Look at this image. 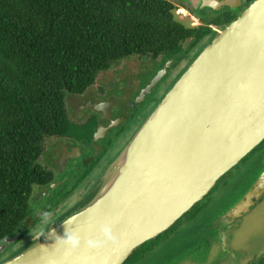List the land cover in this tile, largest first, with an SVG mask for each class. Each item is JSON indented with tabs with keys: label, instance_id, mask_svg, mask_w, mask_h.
Here are the masks:
<instances>
[{
	"label": "water",
	"instance_id": "obj_1",
	"mask_svg": "<svg viewBox=\"0 0 264 264\" xmlns=\"http://www.w3.org/2000/svg\"><path fill=\"white\" fill-rule=\"evenodd\" d=\"M203 2V7L217 11L242 6V0ZM172 63L157 73L137 103L152 94ZM66 101L81 104L75 96ZM87 106L106 111L108 104L90 101ZM263 143L264 0H254L215 31L81 205L49 225L52 231L47 238L31 239L0 264H126L140 247L166 234L204 201ZM69 155L66 148L58 172L67 168ZM262 170L250 189L210 222L221 237L226 238L225 228L247 215L264 196V163ZM106 226L111 240L102 234ZM66 230L81 238L77 249L57 243ZM89 239L103 244L91 248ZM4 251L5 246L0 247V255Z\"/></svg>",
	"mask_w": 264,
	"mask_h": 264
},
{
	"label": "trees",
	"instance_id": "obj_2",
	"mask_svg": "<svg viewBox=\"0 0 264 264\" xmlns=\"http://www.w3.org/2000/svg\"><path fill=\"white\" fill-rule=\"evenodd\" d=\"M177 11L171 0H0V239L29 240L38 219L31 203L34 189L57 181L56 173L39 163L45 139L84 133L69 117V95L84 93L98 73L122 60L180 61L212 39V23L188 25ZM85 179V172L72 176L60 200ZM212 204H198L183 218V234L199 233ZM4 259L0 256V262Z\"/></svg>",
	"mask_w": 264,
	"mask_h": 264
},
{
	"label": "rangeland",
	"instance_id": "obj_3",
	"mask_svg": "<svg viewBox=\"0 0 264 264\" xmlns=\"http://www.w3.org/2000/svg\"><path fill=\"white\" fill-rule=\"evenodd\" d=\"M171 1L178 7V18L188 25L200 26L204 22L208 23L202 17L195 14L200 0ZM157 66L156 60L151 57H130L119 62L111 71L98 73L96 76V84L111 82L116 79L129 81L132 77L136 79V75L140 72L144 76L143 78L146 79ZM68 114L75 126L85 129L83 125L86 118L85 115L78 114L69 108ZM91 137L92 133L90 134ZM56 138L47 137L45 139L43 143L45 153L39 161L43 167L51 169L55 173L58 167V157H52V155L54 144H57ZM57 148L60 151V147L57 146ZM117 157L118 155L114 157L113 161ZM263 159L264 143L249 154L237 167L231 170L225 176L226 178H223L224 180L222 179L204 201L201 202L202 204H213L205 212L207 215L201 220L200 225L206 226L209 224L211 227V221L213 222L216 217L224 213L226 209L241 198V195L250 189L254 181L261 174V171H263ZM71 166L76 165L71 163L66 172H58L56 174V182L60 183L58 186L35 187L31 201L34 218H37L45 208H54L56 206L52 211L54 212V221L58 219L57 217H61L73 208H78L87 193L90 192L103 175L99 179L95 177V180H98L87 193L86 187L90 181L85 182L81 187L79 186L75 189L69 199L60 204L61 196L66 192V184L72 176L78 175L81 172H71L69 169ZM224 185H228L229 189L223 191L222 186ZM217 199L220 200L215 201ZM181 220L176 224L174 233L164 234L160 238L147 242L131 256L126 264H258L260 260L264 261V196L247 215L225 228L226 238L221 237L222 235L220 233L214 235L215 233L209 232L201 239L202 234L192 229L183 234L182 227L187 224L184 226L179 225L185 223L187 219ZM29 224H32V220ZM207 236H212L209 242H207ZM33 238L30 235L29 240L25 244L18 242L16 237L11 238L5 245L8 252H4L1 256L6 258L10 257L11 252L19 248H25Z\"/></svg>",
	"mask_w": 264,
	"mask_h": 264
},
{
	"label": "flooded vegetation",
	"instance_id": "obj_4",
	"mask_svg": "<svg viewBox=\"0 0 264 264\" xmlns=\"http://www.w3.org/2000/svg\"><path fill=\"white\" fill-rule=\"evenodd\" d=\"M253 1L254 0H242V6L238 9H232L230 6H226L224 9L217 11L212 7H203V3L205 4L206 2L200 0L195 14L202 17V19L208 23H212L210 28L215 32L222 29L220 28V25L226 23L230 19L233 20L237 18L240 13ZM189 15L192 17L191 14ZM208 23L205 24L204 22L202 25H208ZM208 43V39L203 40L180 61L178 60V57L170 59L160 57L158 59H154L156 60L158 66L152 70L151 75L146 79L143 78L144 76H142L140 72L136 75V79L132 77L129 81L116 79L115 81H108L105 83L102 82L101 84L95 83L94 86L86 90L84 93L69 95L67 97L69 98L70 96H75L80 100L81 104H79L78 101H69L67 106L74 112L86 116L83 123L85 129L84 133L78 137H57V144H54L52 157H58L57 161H59L67 148L71 161L64 172L68 170L71 163L76 165L69 168L71 172H85L86 179L80 184V187L85 184V182L90 181V183L87 184L86 193L93 187L99 177L106 172L114 157L123 151L153 108L156 107L165 93L177 81L201 49ZM189 45L190 43L188 42L186 47ZM170 60H173V63L164 79L154 88L152 94L148 95L142 103H137L139 95L145 88H147V86H149L157 73ZM113 68L108 71H111ZM90 101H98L100 103L108 104V106L105 107L106 111H98L94 107L90 108L87 106ZM90 133H92L91 138ZM96 134L100 135L97 141H95ZM57 146L60 147V151L57 150ZM58 169L59 165L57 167L56 174L58 173ZM95 177H98V179L95 180ZM56 183L57 182L53 184ZM70 196H68L65 200L69 199ZM63 201H61L60 204ZM198 232L202 234L201 239H203L209 232H213L215 233L214 235H218L217 228L210 227L209 224L203 226ZM212 236H207V242L212 239ZM6 251L8 252L5 248L4 252Z\"/></svg>",
	"mask_w": 264,
	"mask_h": 264
},
{
	"label": "clouds",
	"instance_id": "obj_5",
	"mask_svg": "<svg viewBox=\"0 0 264 264\" xmlns=\"http://www.w3.org/2000/svg\"><path fill=\"white\" fill-rule=\"evenodd\" d=\"M53 217L54 212L52 211H43L40 213L35 226L30 230L29 234L36 239L47 238L52 231L49 225L53 224ZM64 223L68 224L70 221L66 220ZM101 231L105 239H112V233L109 227L106 226ZM7 243V238L0 239V247L5 246ZM57 243L75 250L81 245V238L75 232L66 230L65 236L58 238ZM86 243L91 248H98L102 246L103 241L89 239Z\"/></svg>",
	"mask_w": 264,
	"mask_h": 264
}]
</instances>
